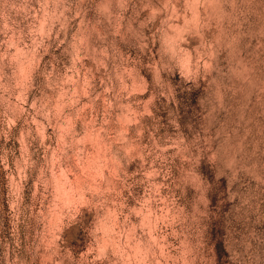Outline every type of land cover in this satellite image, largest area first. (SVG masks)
Returning <instances> with one entry per match:
<instances>
[{
	"label": "rangeland",
	"instance_id": "rangeland-1",
	"mask_svg": "<svg viewBox=\"0 0 264 264\" xmlns=\"http://www.w3.org/2000/svg\"><path fill=\"white\" fill-rule=\"evenodd\" d=\"M0 264H264V0H0Z\"/></svg>",
	"mask_w": 264,
	"mask_h": 264
}]
</instances>
